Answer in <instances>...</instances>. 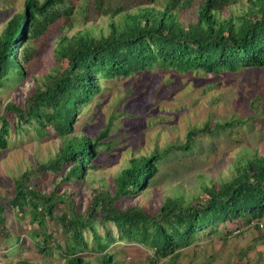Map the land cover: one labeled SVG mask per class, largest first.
Instances as JSON below:
<instances>
[{"label": "trees", "instance_id": "trees-1", "mask_svg": "<svg viewBox=\"0 0 264 264\" xmlns=\"http://www.w3.org/2000/svg\"><path fill=\"white\" fill-rule=\"evenodd\" d=\"M113 1L24 0L22 8L6 20L0 31V86L6 80L20 79L25 64L43 53L47 37L60 34L54 50L55 58L64 61V66L41 83L36 81L23 104H5L7 114H0V148L6 147V135L13 126L29 124L38 133L45 128L53 130L61 137V145L56 156L37 165V170L57 172L63 164L67 165L64 180L81 178L86 169L94 168L92 161L98 146L108 136V126L94 137L74 133L76 115L100 92L105 81L155 66L180 73H218L264 66V0H249L241 14L229 13L225 17L221 13L240 0H202L196 14L186 17L182 13L191 0H167L161 9L151 6L157 0H140L142 7L134 12ZM88 4L98 14L108 16L106 33L94 35L84 30L63 34L77 23V13ZM237 124H244V120H217L211 126L207 119L200 128L192 127L187 132V140L191 144L196 134L214 135ZM161 158L156 151L131 157L115 178V193L94 195L86 215L74 211L68 194L54 190L43 193L28 184L33 169L14 179L15 193L9 202L39 225H43L46 216L56 218L65 235V264H88L83 252L94 247L99 252L98 264H120L107 250L116 239L146 247L151 252V264H156L160 258L179 255L200 234L221 229L238 234L251 224L261 230L257 222L264 220V156L257 154L237 163L227 180L205 186L201 200L184 203L180 197H167L155 212L138 205L120 207V197L156 182L154 176L159 173ZM58 202L63 209L54 214ZM96 219L103 235L93 226ZM108 222L114 226L115 234ZM84 228L90 230L94 246L89 245ZM49 236H43L44 245L37 249L39 252L51 250ZM14 264L33 263L19 259Z\"/></svg>", "mask_w": 264, "mask_h": 264}, {"label": "rangeland", "instance_id": "rangeland-1", "mask_svg": "<svg viewBox=\"0 0 264 264\" xmlns=\"http://www.w3.org/2000/svg\"><path fill=\"white\" fill-rule=\"evenodd\" d=\"M23 1L0 0V31L6 20L22 8ZM166 1L157 0L151 6L161 9ZM201 1L191 0L182 16L195 15ZM113 2L126 6L129 12L142 7L138 4L140 0ZM248 4L249 0L237 1L221 16L241 14ZM76 18L77 23L63 34L89 30L99 35L107 31L108 16L98 14L90 4L82 6ZM59 35L55 32L47 37L43 53L25 64L20 79L6 80L0 86V114H7L4 106L9 101L23 104L36 81L41 83L64 66V61L55 58ZM76 116L74 133L94 137L106 126L109 130L92 161L95 167L86 169L81 178L64 180L68 168L64 164L57 172L37 170V165L56 156L61 145V137L53 130L45 128L38 133L23 123L18 128L13 126L6 135L7 145L0 148V212L3 217L0 264H14L19 259L33 264H65V235L56 218L46 216L43 225H39L9 202L15 193L14 179L26 170H35L28 184L43 193L54 190L57 194H68L74 202V211L86 215L94 195L115 193V178L131 157L156 151L162 156L159 173L154 176L156 182L117 200L122 208L138 205L155 212L167 197H180L184 203L201 200L204 187L230 178L237 163L255 154L264 156V66L218 73L197 70L180 73L155 66L128 77L105 81L100 92L83 105ZM235 117L242 118L244 124L214 135L196 134L189 144L186 135L192 127L200 128L207 119L212 126L217 120ZM62 209L63 204L58 202L53 213L60 214ZM93 226L103 235L98 219ZM107 226L116 233L110 222ZM83 233L89 245L94 246L90 230L84 228ZM46 235H50L51 250L41 253L37 249L43 247ZM263 235L264 231L257 230L253 224L238 234L224 233L223 229L200 234L179 255L160 258L156 264H264L262 254L256 250V242L264 240ZM107 250L120 264H151L150 250L137 243L116 239ZM83 255L88 264H98L99 252L95 247L87 249Z\"/></svg>", "mask_w": 264, "mask_h": 264}, {"label": "crops", "instance_id": "crops-1", "mask_svg": "<svg viewBox=\"0 0 264 264\" xmlns=\"http://www.w3.org/2000/svg\"><path fill=\"white\" fill-rule=\"evenodd\" d=\"M256 243H257L256 250L259 251V253L262 254L264 258V240H258Z\"/></svg>", "mask_w": 264, "mask_h": 264}, {"label": "built area", "instance_id": "built-area-1", "mask_svg": "<svg viewBox=\"0 0 264 264\" xmlns=\"http://www.w3.org/2000/svg\"><path fill=\"white\" fill-rule=\"evenodd\" d=\"M257 225H258V228L259 229H261V230H264V220H262V221H258L257 222ZM237 231H235V233H236Z\"/></svg>", "mask_w": 264, "mask_h": 264}]
</instances>
